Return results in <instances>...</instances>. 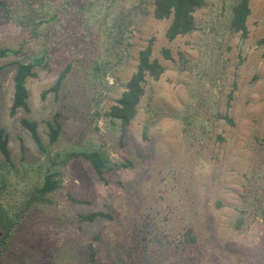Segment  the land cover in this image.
I'll return each mask as SVG.
<instances>
[{"label":"rangeland","instance_id":"obj_1","mask_svg":"<svg viewBox=\"0 0 264 264\" xmlns=\"http://www.w3.org/2000/svg\"><path fill=\"white\" fill-rule=\"evenodd\" d=\"M4 1L0 127L13 164L0 151V207L19 221L0 264H264V0H249L246 36L228 26L235 0H206L197 29L173 40L154 0ZM149 42L165 71L124 127L107 113ZM18 61L33 64L31 111L13 115ZM98 149L128 167L104 181L65 157ZM49 169L60 184L36 200ZM93 212L113 216L82 219Z\"/></svg>","mask_w":264,"mask_h":264},{"label":"trees","instance_id":"obj_2","mask_svg":"<svg viewBox=\"0 0 264 264\" xmlns=\"http://www.w3.org/2000/svg\"><path fill=\"white\" fill-rule=\"evenodd\" d=\"M154 16L159 19H170V24L166 31V36L169 40H173L180 35L188 34L197 29V21L195 13L206 5V0H154ZM0 8L9 9L8 4L4 0H0ZM232 13L228 26L233 32H242L246 36L247 19L250 14L249 0H235L232 7ZM11 49L0 47V59L9 56ZM153 48L152 42H149L146 48L141 50L138 54V64L135 71L132 73L127 82L126 89L118 100L111 106L107 114L113 118L120 119L124 127L132 122L138 113L139 103L146 91V81L150 77L152 79H159L164 73L165 69L162 62L156 57L152 56ZM163 55L166 59L171 58V50L169 48L163 49ZM2 67H0V70ZM33 64L24 61L17 62V68L14 75V95L13 103L11 106V114H15L19 110L25 112L31 111L29 102V91L27 88V80L33 76ZM67 73L63 72L57 79L55 85L50 90L59 91L62 87ZM46 92L43 94V97ZM53 121H48L47 126L50 130L49 136L51 143L58 141L62 132V122L55 115ZM21 124L24 128L30 131L33 139L41 150H45L44 143L38 132V122L28 117L21 119ZM146 133V130H145ZM145 135V134H144ZM8 137L5 130L0 127V151L4 155L6 161L11 165V152L8 146ZM66 158H81L88 161L94 170L95 174L101 179L106 180V174L113 169H120L128 167L129 163H112L105 153L98 150H81L68 153ZM55 164V160L51 161ZM131 164V163H130ZM57 173L51 172L49 169L41 186L35 191L36 200H42L58 188L60 180L57 178ZM1 208L3 226L5 228L4 236L0 242V248L3 245L7 236L11 233L12 229L18 224L15 223L17 218L8 216V212ZM30 207H28L29 209ZM113 215L105 212H93L86 216H82L83 220L96 221L103 218H112ZM19 221V219H17Z\"/></svg>","mask_w":264,"mask_h":264},{"label":"water","instance_id":"obj_3","mask_svg":"<svg viewBox=\"0 0 264 264\" xmlns=\"http://www.w3.org/2000/svg\"><path fill=\"white\" fill-rule=\"evenodd\" d=\"M3 236H4V232L2 230H0V242H1L2 238H3Z\"/></svg>","mask_w":264,"mask_h":264}]
</instances>
